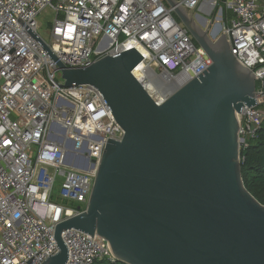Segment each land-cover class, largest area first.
Wrapping results in <instances>:
<instances>
[{
    "label": "built area",
    "instance_id": "built-area-1",
    "mask_svg": "<svg viewBox=\"0 0 264 264\" xmlns=\"http://www.w3.org/2000/svg\"><path fill=\"white\" fill-rule=\"evenodd\" d=\"M176 2L214 27L225 19L219 35L257 78L256 104L237 114L241 151L264 124V0ZM45 12L47 40L37 21ZM132 49L142 61L131 75L157 106L211 65L164 0H0V264L57 253L56 225L86 211L106 140L124 136L96 88L63 86L59 64L87 67ZM62 240L66 264L116 262L100 236L71 229Z\"/></svg>",
    "mask_w": 264,
    "mask_h": 264
},
{
    "label": "water",
    "instance_id": "water-1",
    "mask_svg": "<svg viewBox=\"0 0 264 264\" xmlns=\"http://www.w3.org/2000/svg\"><path fill=\"white\" fill-rule=\"evenodd\" d=\"M164 2L211 65L157 106L131 75L134 49L59 64L63 86L96 88L124 136L106 140L86 211L56 225L57 253L41 264H66L71 229L105 239L121 264H264V206L243 185L237 120L256 104L257 78L220 25Z\"/></svg>",
    "mask_w": 264,
    "mask_h": 264
},
{
    "label": "trees",
    "instance_id": "trees-1",
    "mask_svg": "<svg viewBox=\"0 0 264 264\" xmlns=\"http://www.w3.org/2000/svg\"><path fill=\"white\" fill-rule=\"evenodd\" d=\"M241 176L245 189L264 206V124L253 141L240 151ZM94 264H121L106 261Z\"/></svg>",
    "mask_w": 264,
    "mask_h": 264
},
{
    "label": "rangeland",
    "instance_id": "rangeland-1",
    "mask_svg": "<svg viewBox=\"0 0 264 264\" xmlns=\"http://www.w3.org/2000/svg\"><path fill=\"white\" fill-rule=\"evenodd\" d=\"M197 16H200L201 18H205L207 21H210V17L195 12L194 13L195 20H196ZM51 18H52V16L49 13H46V12L45 13H41L39 15V17L37 18V21H38V24H39L38 32L45 40L48 39L49 29H48L47 26H48V23L50 22ZM225 22H226L225 19H223V21L220 22L221 26H223L225 24ZM57 79L59 81V79H60L59 76H57ZM58 189H59V185H57L55 187V194H57Z\"/></svg>",
    "mask_w": 264,
    "mask_h": 264
},
{
    "label": "crops",
    "instance_id": "crops-1",
    "mask_svg": "<svg viewBox=\"0 0 264 264\" xmlns=\"http://www.w3.org/2000/svg\"><path fill=\"white\" fill-rule=\"evenodd\" d=\"M198 19V18H197Z\"/></svg>",
    "mask_w": 264,
    "mask_h": 264
}]
</instances>
